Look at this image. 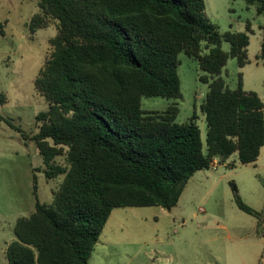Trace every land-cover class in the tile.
<instances>
[{
  "label": "trees",
  "instance_id": "trees-1",
  "mask_svg": "<svg viewBox=\"0 0 264 264\" xmlns=\"http://www.w3.org/2000/svg\"><path fill=\"white\" fill-rule=\"evenodd\" d=\"M245 1L264 15V0ZM38 7L31 32L55 21L57 34L35 80L48 108L33 139L45 177L63 181L52 204L37 200L17 220L9 264H89L114 210H172L197 172L233 155L243 165L258 161L264 102L244 89L242 74L236 89L222 77L230 58L240 68L250 64V23L221 33L204 0H39ZM182 53L197 60L209 86L201 105L205 143L197 115L177 122L176 103L142 109L144 97H181Z\"/></svg>",
  "mask_w": 264,
  "mask_h": 264
},
{
  "label": "rangeland",
  "instance_id": "rangeland-1",
  "mask_svg": "<svg viewBox=\"0 0 264 264\" xmlns=\"http://www.w3.org/2000/svg\"><path fill=\"white\" fill-rule=\"evenodd\" d=\"M39 0H0V264L14 227L28 217L38 200L52 204L63 177L48 180L36 141L37 116L48 108L35 80L57 34V22L32 33L30 22ZM205 13L221 33L244 32L251 24L243 68L230 58L222 77L230 89L243 76L244 89L264 102V15L245 0H204ZM229 52L230 45L222 44ZM181 97H144L142 109L165 111L177 104V122L197 115L205 143L207 123L201 105L209 90L197 60L180 54ZM240 203L257 215L246 213ZM89 264H264V147L258 161L243 165L236 155L223 165L197 172L172 210L159 206L119 208L112 212ZM107 243L104 245L103 243ZM105 247H104V246Z\"/></svg>",
  "mask_w": 264,
  "mask_h": 264
},
{
  "label": "crops",
  "instance_id": "crops-1",
  "mask_svg": "<svg viewBox=\"0 0 264 264\" xmlns=\"http://www.w3.org/2000/svg\"><path fill=\"white\" fill-rule=\"evenodd\" d=\"M114 212V211H113ZM113 214V213H112ZM112 214H111V216H112ZM111 216L109 217V218H111ZM108 221H109V219H108ZM107 243V241L105 242V243H103L104 245ZM98 244H99V242H98ZM98 244L96 245V247H95V249L97 248V246H98ZM103 245V246H104ZM105 247V246H104ZM95 249H94V251H95ZM94 253V252H93ZM93 255V254H92Z\"/></svg>",
  "mask_w": 264,
  "mask_h": 264
},
{
  "label": "built area",
  "instance_id": "built-area-1",
  "mask_svg": "<svg viewBox=\"0 0 264 264\" xmlns=\"http://www.w3.org/2000/svg\"><path fill=\"white\" fill-rule=\"evenodd\" d=\"M214 164H216V162H215V163H213L212 167L214 166Z\"/></svg>",
  "mask_w": 264,
  "mask_h": 264
}]
</instances>
